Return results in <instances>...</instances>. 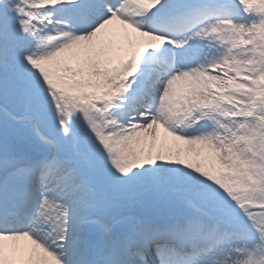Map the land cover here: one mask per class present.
Segmentation results:
<instances>
[{
    "label": "snow or ice",
    "instance_id": "6c2138e0",
    "mask_svg": "<svg viewBox=\"0 0 264 264\" xmlns=\"http://www.w3.org/2000/svg\"><path fill=\"white\" fill-rule=\"evenodd\" d=\"M0 264H264V0H0Z\"/></svg>",
    "mask_w": 264,
    "mask_h": 264
}]
</instances>
